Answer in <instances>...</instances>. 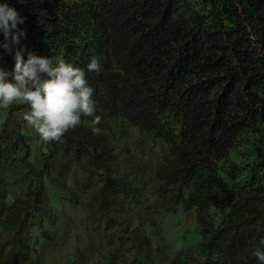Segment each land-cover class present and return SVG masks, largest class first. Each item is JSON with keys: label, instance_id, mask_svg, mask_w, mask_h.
<instances>
[{"label": "trees", "instance_id": "trees-1", "mask_svg": "<svg viewBox=\"0 0 264 264\" xmlns=\"http://www.w3.org/2000/svg\"><path fill=\"white\" fill-rule=\"evenodd\" d=\"M10 3L25 17L27 50L84 68L100 57L102 70L87 79L101 120L82 117L44 141L36 166L25 160L26 145L22 182L0 187V264H45L37 246L53 232L45 185L56 180L69 204L90 193L92 214L106 219L102 264H256L251 249L264 237V0ZM0 66L10 69L12 54L0 55ZM145 146L155 152L153 191L147 176L127 173L129 156ZM178 205L195 209L201 238L194 258L177 252L162 263L141 208L162 216ZM117 210L130 221L126 239ZM84 233L87 245L65 264H93L92 232Z\"/></svg>", "mask_w": 264, "mask_h": 264}, {"label": "rangeland", "instance_id": "rangeland-1", "mask_svg": "<svg viewBox=\"0 0 264 264\" xmlns=\"http://www.w3.org/2000/svg\"><path fill=\"white\" fill-rule=\"evenodd\" d=\"M19 105V103H14L6 109H0L1 188L5 181L8 182L9 186L12 183L20 184L22 180L19 173L21 170H26V161L36 166L40 162V153L46 151L44 140L39 137L34 129L26 126L20 117V113L27 110V107H19ZM26 145L29 147V154L25 161L22 158ZM144 150L145 152L136 158L129 156L131 160L126 162V167L129 170L127 173L140 175V177L147 176V189L153 191L157 186V181L152 176L157 167L155 152H151L148 146H145ZM52 183L54 182H46L45 197L47 203L52 206L47 218L52 225L53 232L43 236L42 242L37 246V252L42 254L45 264H65L68 253L74 249H83L87 245L88 238L85 237L84 230L88 229L92 232L93 240L90 246L93 247V250L92 254L87 253V257L89 256L93 264H102L99 236H102V229L106 227V219H100L92 214L93 208L88 204L91 198L90 193L82 195L79 198V204L74 206L68 203L66 197L59 195L56 186H62V182L56 180L55 184ZM67 185L71 187L72 183L67 181ZM135 200L134 198L127 199L124 208L130 209L127 205L134 203ZM154 200L155 197L151 196L148 203L151 204ZM55 201L64 208V216L57 212V207L54 206ZM58 204L56 203V205ZM141 212L142 226L151 238L153 245L160 249L158 258L162 263L169 261L177 252H183L194 258L193 249L201 238L199 221L194 208L185 210L181 205H178L174 211L159 216L150 211L148 214L143 206ZM115 214L117 216L116 221L120 224L119 229L122 231H119L118 235L120 238L126 239L128 232H123V230L130 221L126 220L119 210ZM138 219L134 221V224L138 222ZM151 222H154L155 225L151 226ZM118 239L115 237L114 242ZM125 253L129 254L127 251Z\"/></svg>", "mask_w": 264, "mask_h": 264}, {"label": "clouds", "instance_id": "clouds-1", "mask_svg": "<svg viewBox=\"0 0 264 264\" xmlns=\"http://www.w3.org/2000/svg\"><path fill=\"white\" fill-rule=\"evenodd\" d=\"M25 17L10 3L0 0V55L12 54L13 66H0V109L14 103L27 106L20 113L26 126L44 141L60 139L69 129L77 127L82 117H90L98 124L94 89L87 79V72L102 70L101 59L92 54L81 67L64 58H53L27 50L21 44L26 38V30L20 25ZM93 131H99L94 128ZM13 197L9 195L7 202ZM251 255L256 264H264V237L252 247Z\"/></svg>", "mask_w": 264, "mask_h": 264}]
</instances>
